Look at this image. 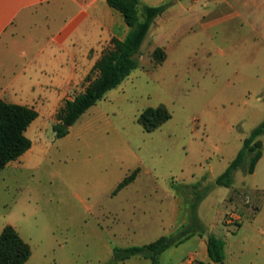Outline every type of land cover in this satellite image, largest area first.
<instances>
[{
    "label": "rangeland",
    "instance_id": "374dc122",
    "mask_svg": "<svg viewBox=\"0 0 264 264\" xmlns=\"http://www.w3.org/2000/svg\"><path fill=\"white\" fill-rule=\"evenodd\" d=\"M155 49L151 42L142 49L139 68L148 72L139 70L138 75L144 74L134 78V90L111 103L112 109H100L103 115L97 109L91 111L109 104L106 95L66 137L57 138L53 131L56 114L65 100L86 88L91 70L80 90L69 93L54 114L31 127V139L49 149L40 169L8 188L0 179V226L13 222L24 236L35 240V264H110L114 247L141 246L183 230L191 236L199 228L206 232L211 225L223 237L235 229L225 223L229 195L227 202H235L230 211L239 214L247 206V194L253 202L260 201L261 194L253 191L254 177L243 168L235 172L231 188L217 186L215 180L264 120V88L240 79L232 67L223 72L220 67L204 65L206 50L190 55L195 66L186 59L182 65L173 62L161 72L159 68L154 71L158 67L153 60ZM161 105L168 108L171 118L156 131L145 132L138 121L141 113ZM259 139L264 152V135ZM138 161L158 171L165 163L182 161L186 175L194 172L198 176L195 183L201 181V186L196 192L204 196L197 200L192 189L180 185L181 180L160 174L152 185L166 189L172 182L179 183L172 186L174 197L167 191L144 193L153 176H144L136 185L117 192L124 171ZM141 171L136 166L126 177L136 179ZM162 215H169L172 223L162 220ZM139 257L124 264H150Z\"/></svg>",
    "mask_w": 264,
    "mask_h": 264
},
{
    "label": "crops",
    "instance_id": "0c3cea01",
    "mask_svg": "<svg viewBox=\"0 0 264 264\" xmlns=\"http://www.w3.org/2000/svg\"><path fill=\"white\" fill-rule=\"evenodd\" d=\"M141 3L166 6L152 24L141 48L142 51L151 42L152 48L165 50V62L154 71L159 68L161 72L165 65L173 62L182 65L186 59L195 66V58L190 55L206 50L208 57L203 60L204 65L220 67L223 72L234 69L233 73L240 79L256 83L260 90L264 88V0H141ZM128 31L123 15L110 7L107 0H0V99L37 110L38 118L27 130L30 139L31 127L36 122L39 125L44 116L54 114L69 93L80 90L103 51L111 46V41L123 40ZM139 70L148 72L138 68L117 89L108 92L106 103L109 104L97 105L91 111L97 109V113L103 115L100 109H112L111 103L118 102L125 92L136 88L134 78H141L144 74L138 75ZM45 146L32 140L31 149L5 167L0 179L6 182L7 188L24 179L25 174L40 169V162L49 151ZM136 166L142 167L141 174L126 187L136 185L144 176H153L154 179H148L149 185H146L149 189L143 190L147 194L167 191L174 197L172 186L191 185L198 178L194 172L191 176L185 174L182 161L165 163L159 171L138 161L124 171L116 185ZM263 171L264 152L254 173L250 174L254 177L253 191L261 194L260 201L253 202L249 194L245 196L249 205L247 203L240 214V221L226 226L235 227L234 230H227L222 237L212 230L211 225L204 235L197 232L165 251L160 264H214L208 253L209 234L224 242L225 264H264ZM159 174L183 183L172 182L166 189L158 183L152 185ZM229 196L225 199L226 205L234 210L235 202H227ZM200 207L201 204L199 212ZM198 215L204 225L200 213ZM162 218L172 223L169 215H162ZM7 225L15 227L31 246L32 255L26 264H35V240L24 236L13 222L0 226V234Z\"/></svg>",
    "mask_w": 264,
    "mask_h": 264
},
{
    "label": "trees",
    "instance_id": "16d2710c",
    "mask_svg": "<svg viewBox=\"0 0 264 264\" xmlns=\"http://www.w3.org/2000/svg\"><path fill=\"white\" fill-rule=\"evenodd\" d=\"M107 3L123 15L129 27L128 34L123 40H112V46L102 53L101 58L86 78L88 82L86 88L73 98L65 100L59 108L56 123L53 125L57 138L66 137L71 127L90 108L101 101L109 91L119 87L139 68L142 45L155 19L166 9L165 5H142L141 0H107ZM166 58L167 54L164 49L159 47L154 50L155 66L162 65ZM38 115L34 107L13 104L0 99V174L10 162L17 160L31 149L32 140L27 136V130ZM170 118L171 113L168 108L161 105L144 110L138 121L145 132L151 133L162 127ZM262 135H264V120L244 139L236 158L216 178L215 185L231 188L234 174L240 168H243L247 174L254 173L257 163L263 156V143L259 139ZM134 179V175L126 177L118 185L117 192ZM200 186L201 181L183 185L184 188L194 191V194L198 196L197 200L204 196L200 191L196 192ZM193 220L197 221L195 215ZM183 231L172 236H162L141 246L114 247L110 264H119L135 256L148 259L151 264H160V258L165 251L179 245L190 236V234L185 235ZM196 231L205 232L200 228ZM207 244L211 261L214 264H225L224 242L214 234H209ZM31 255V246L23 240L17 229L12 225L5 226L0 234V264H26Z\"/></svg>",
    "mask_w": 264,
    "mask_h": 264
},
{
    "label": "built area",
    "instance_id": "2783aa9c",
    "mask_svg": "<svg viewBox=\"0 0 264 264\" xmlns=\"http://www.w3.org/2000/svg\"><path fill=\"white\" fill-rule=\"evenodd\" d=\"M241 219V215L236 211H230L225 217L226 226L236 225Z\"/></svg>",
    "mask_w": 264,
    "mask_h": 264
},
{
    "label": "water",
    "instance_id": "95a60500",
    "mask_svg": "<svg viewBox=\"0 0 264 264\" xmlns=\"http://www.w3.org/2000/svg\"><path fill=\"white\" fill-rule=\"evenodd\" d=\"M206 235H208V234H206Z\"/></svg>",
    "mask_w": 264,
    "mask_h": 264
}]
</instances>
